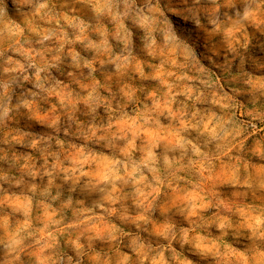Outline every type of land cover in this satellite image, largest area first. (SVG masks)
Returning <instances> with one entry per match:
<instances>
[{
	"label": "clouds",
	"instance_id": "clouds-1",
	"mask_svg": "<svg viewBox=\"0 0 264 264\" xmlns=\"http://www.w3.org/2000/svg\"><path fill=\"white\" fill-rule=\"evenodd\" d=\"M0 264H264V0H0Z\"/></svg>",
	"mask_w": 264,
	"mask_h": 264
}]
</instances>
